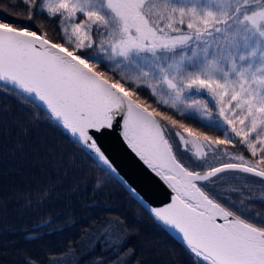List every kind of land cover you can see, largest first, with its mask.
Instances as JSON below:
<instances>
[{
	"label": "snow or ice",
	"instance_id": "obj_1",
	"mask_svg": "<svg viewBox=\"0 0 264 264\" xmlns=\"http://www.w3.org/2000/svg\"><path fill=\"white\" fill-rule=\"evenodd\" d=\"M17 6L23 17L0 15V93L36 108L32 122L42 112L102 173L80 216L52 199L56 183L26 200L24 239L63 240L22 264H143L132 244L143 216L178 234L190 264H264V0H0V12ZM116 128L168 203L118 174L99 141ZM113 181L131 215L97 199Z\"/></svg>",
	"mask_w": 264,
	"mask_h": 264
},
{
	"label": "trees",
	"instance_id": "obj_2",
	"mask_svg": "<svg viewBox=\"0 0 264 264\" xmlns=\"http://www.w3.org/2000/svg\"><path fill=\"white\" fill-rule=\"evenodd\" d=\"M9 2L15 0H5V4ZM16 13L20 17L26 14L17 6L5 7L0 15L16 20ZM42 22L45 18L40 16L28 23L36 29ZM48 27L49 36L55 37L54 26ZM36 111L32 105L0 93V264H22L24 254L43 257L47 251L60 247L63 237L28 242L22 235L21 230L31 224L35 215L26 200L37 188L56 183L52 199L60 208L71 204L67 212L80 216L83 214L80 202L90 199L95 178L101 176V170L85 160L78 148L45 120L42 112L40 118L32 122V113ZM97 199L110 200L129 215L136 211V205L114 181L99 191ZM140 228L141 235L133 238L132 244L138 247L143 264H190L182 244L169 232L155 228L147 216H143ZM144 241L149 243L145 245Z\"/></svg>",
	"mask_w": 264,
	"mask_h": 264
},
{
	"label": "water",
	"instance_id": "obj_3",
	"mask_svg": "<svg viewBox=\"0 0 264 264\" xmlns=\"http://www.w3.org/2000/svg\"><path fill=\"white\" fill-rule=\"evenodd\" d=\"M99 141L118 174L134 187L146 202L157 207L169 202L170 189L127 147L120 136L119 128L106 132ZM170 234L180 242L178 234Z\"/></svg>",
	"mask_w": 264,
	"mask_h": 264
},
{
	"label": "rangeland",
	"instance_id": "obj_4",
	"mask_svg": "<svg viewBox=\"0 0 264 264\" xmlns=\"http://www.w3.org/2000/svg\"><path fill=\"white\" fill-rule=\"evenodd\" d=\"M101 175H102V173H101ZM249 179H257V178H255V177H250Z\"/></svg>",
	"mask_w": 264,
	"mask_h": 264
}]
</instances>
